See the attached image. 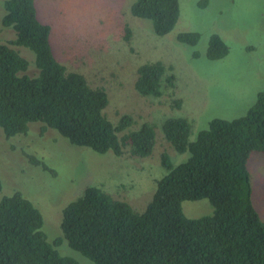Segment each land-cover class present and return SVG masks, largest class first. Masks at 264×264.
Returning a JSON list of instances; mask_svg holds the SVG:
<instances>
[{
	"label": "trees",
	"instance_id": "1",
	"mask_svg": "<svg viewBox=\"0 0 264 264\" xmlns=\"http://www.w3.org/2000/svg\"><path fill=\"white\" fill-rule=\"evenodd\" d=\"M208 0L199 5L207 7ZM131 14L149 21L157 36H165L180 18L179 0H136ZM2 24L14 30L9 45L0 43V129L6 139L27 135L32 124L53 130L72 145L99 154L150 157L156 146V125L137 127L132 116L114 123L106 115L110 104L104 87H93L78 72H69L52 51L50 25L37 18L35 0H5ZM125 40L132 31L125 29ZM198 32H181L177 41L196 46ZM35 55L29 62L11 46ZM229 46L217 34L207 51L210 61L224 59ZM194 58L198 54L194 53ZM36 68L34 76L27 74ZM173 67L161 61L138 67L136 92L159 98L164 86L175 88ZM192 121L169 118L162 124L165 140L187 160L175 165L162 156L167 174L144 212L115 199L102 187H87L63 209L62 237L49 242L40 210L21 193L0 202V264H79L57 247L71 249L95 264H264V221L253 204L249 161L264 153V91L246 115L215 118L190 140ZM34 163L36 162L33 159ZM43 165L46 164L36 162ZM3 182L0 177V192ZM207 199L212 215L188 218L186 201Z\"/></svg>",
	"mask_w": 264,
	"mask_h": 264
},
{
	"label": "rangeland",
	"instance_id": "2",
	"mask_svg": "<svg viewBox=\"0 0 264 264\" xmlns=\"http://www.w3.org/2000/svg\"><path fill=\"white\" fill-rule=\"evenodd\" d=\"M136 0H35L38 20L52 28L50 43L57 61L69 72L83 74L91 86L104 87L110 104L107 117L116 123L130 115L136 127L156 125V146L150 157L99 154L72 145L53 130L42 132L32 124L27 135L6 139L0 129V202L15 192L29 199L44 217L49 242L62 237L65 206L90 186L102 187L115 199L142 213L153 199L157 182L167 171L162 156L177 165L189 157L179 154L165 140L162 124L169 118L191 120L190 140L207 129L215 118L233 120L247 114L257 95L264 91V0H179L180 18L174 30L157 36L152 24L136 18L130 8ZM4 2L0 0V43L9 45L15 32L2 24ZM132 31L125 40V29ZM181 32H198L196 46L181 44ZM229 46L224 59L207 58L212 35ZM11 46V45H10ZM30 63L35 55L24 47L11 46ZM194 53L198 58H194ZM161 61L173 67L175 88L164 86L159 98L142 97L135 90L136 71L142 64ZM31 66L27 74L34 76ZM36 162L45 163L38 165ZM253 204L264 221V153L254 152L249 161ZM184 214L196 219L212 215L209 200L186 201ZM58 251L79 264H95L63 241Z\"/></svg>",
	"mask_w": 264,
	"mask_h": 264
}]
</instances>
